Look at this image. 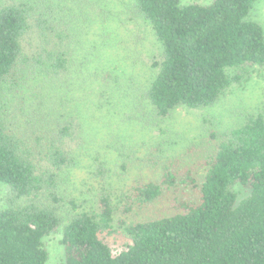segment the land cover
<instances>
[{
    "label": "trees",
    "instance_id": "1",
    "mask_svg": "<svg viewBox=\"0 0 264 264\" xmlns=\"http://www.w3.org/2000/svg\"><path fill=\"white\" fill-rule=\"evenodd\" d=\"M82 1L0 0V182L9 189L0 210V264H47L44 239L61 228V264H264V110L222 135L204 161L202 181L189 167L157 160L159 178L139 177L121 193L104 185L92 211H78L62 188L92 143L85 126L91 110L107 108L121 116L119 124L145 125L147 117L165 119L181 106L212 107L264 66V27L250 18L258 0H133L161 49L141 85L107 64L114 30L101 0H87L83 32L75 31ZM97 22L100 40L88 39ZM133 57L124 61L137 68ZM40 72L49 81L30 86ZM95 164L106 180V161L98 156ZM236 185L250 190L240 202ZM180 186L193 195L176 202L173 214L129 222L135 209ZM117 216L127 240L115 253L107 237Z\"/></svg>",
    "mask_w": 264,
    "mask_h": 264
},
{
    "label": "rangeland",
    "instance_id": "2",
    "mask_svg": "<svg viewBox=\"0 0 264 264\" xmlns=\"http://www.w3.org/2000/svg\"><path fill=\"white\" fill-rule=\"evenodd\" d=\"M101 1L105 9L103 15L108 18L106 26L109 30H114L109 39L110 47L105 48V55L109 60L107 64L113 66L118 71V75L133 78L138 85H141L150 78L152 71L149 68L153 65V61L160 58L161 49L154 31L150 23L137 12L133 0ZM211 2L213 0H182L183 4L207 5ZM80 8L79 21L75 26L77 33L83 32L88 19L87 0L80 3ZM250 18L264 27V0H258L255 3ZM101 24L97 22L94 26L92 23V26L88 28V39L100 40L99 26ZM131 55L135 57L133 60L137 62V68L131 65V61H124L125 56L131 57ZM230 72L234 74L237 71L233 69ZM49 78L50 76L40 72L37 78L30 80V86L36 87L42 81H49ZM22 88L23 93L26 90L29 91V88L26 89L25 86ZM127 94L131 99H134L136 95L132 89H129ZM47 96L46 92L43 99L46 100ZM142 105L144 106V103ZM131 108L130 106L129 110ZM119 109L123 111L120 105ZM150 109L151 107H148L147 110ZM263 110L264 66L253 67L212 107L191 109L181 106L165 119L147 117V120L151 122L145 125L142 122L141 124L135 122L134 125L119 124L117 117L120 120L121 116L113 110L108 111L107 108L104 111L91 110L94 114L92 117L88 115L85 126L87 136L92 139V143L87 144V149L82 152L76 167L67 171L66 182L62 188L68 193L69 199L77 200L78 211H92L96 208L94 194L103 190L104 185L109 187L108 191L121 193L139 177L159 178L162 169L161 164L159 167L155 164L157 160L161 163L172 162L178 169L189 167L199 181H202L207 168L204 161L216 150L222 135L242 125L249 115L259 114ZM122 142L126 143L125 147L121 146ZM109 146L112 149H108ZM116 147H121L122 151L127 153L126 156L122 157L118 151H115ZM98 156L106 161V169L109 173L106 180L94 173V169L98 167L95 164V158ZM150 158L154 161H149ZM125 162H129L127 170L122 168ZM234 190L239 202L250 194V190L241 185H236ZM8 195V186L0 182V210L6 207ZM192 195L193 192L190 189L180 186V189L176 191L166 192L155 203L135 209L128 218L129 222L169 216L175 212L176 202L190 201ZM65 210L71 212L68 201L65 203ZM119 219L117 216L114 222L115 232L107 237L115 253L124 248L127 240L118 222ZM62 238L61 228L44 239V244L49 251L47 264L63 262L65 248Z\"/></svg>",
    "mask_w": 264,
    "mask_h": 264
}]
</instances>
